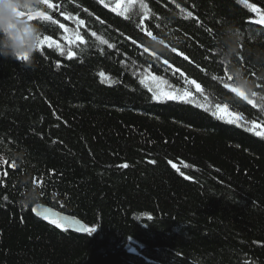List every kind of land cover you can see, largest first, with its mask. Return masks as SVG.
Returning a JSON list of instances; mask_svg holds the SVG:
<instances>
[{"label": "trees", "instance_id": "obj_1", "mask_svg": "<svg viewBox=\"0 0 264 264\" xmlns=\"http://www.w3.org/2000/svg\"><path fill=\"white\" fill-rule=\"evenodd\" d=\"M52 2L40 10L69 32L35 22L64 54L46 42L31 66L0 58V264H264V110L231 91L264 105L256 14L237 0H144L137 27L139 9ZM76 31L83 44L64 39ZM149 74L191 102L154 99ZM40 204L96 231L58 228Z\"/></svg>", "mask_w": 264, "mask_h": 264}, {"label": "snow or ice", "instance_id": "obj_2", "mask_svg": "<svg viewBox=\"0 0 264 264\" xmlns=\"http://www.w3.org/2000/svg\"><path fill=\"white\" fill-rule=\"evenodd\" d=\"M99 2L101 4H103L105 8L109 7V4L105 3V0H99ZM237 3L242 4L250 12L256 14L255 18H253L249 21L250 23H254V24L264 26V10H261L255 4L250 3L249 0H237ZM41 4H43L49 10L59 7L58 5L54 4L52 2V0H41ZM177 7H179V5H177ZM136 9L141 10L143 13L141 20L137 24V27H141V25L144 23V20H146L149 17V15L151 14V10L148 8V5H147V3L144 2V0H116L115 6L111 10L113 12H116L118 15L123 16L125 19H130L131 14H135ZM85 11H87V9H85ZM181 11L183 12L184 9H181ZM62 14L65 16V19L77 20L78 25H84V23H85L84 20L79 19L78 17H73L68 13H62ZM21 15H25V14L21 13ZM190 17H192V13L187 12L185 18L187 19ZM27 19L29 21L36 20V21H40V22H47V23H50L52 25L58 24V21L56 19H54V17L51 14H49L48 12H45L43 10H37L34 14H28ZM58 27L60 29H63L66 34L69 32V29L63 23H59ZM141 30H143V28H141ZM91 35L96 36V33L92 32ZM148 35L151 36L152 33L148 32ZM64 39L67 40L69 44H73L77 41L81 44H83L85 42L84 37L80 35L79 31H76L75 33H73L72 38H69L66 35L64 37ZM97 39L100 41L101 44H105L109 48L115 47V45L109 44V42L105 39H101L100 37H97ZM46 42H47V47H52V45L54 44L56 50L59 51L62 55L64 54L63 46L59 42L54 41L52 39V37L49 35H42L39 38V44H38L39 50H45ZM133 43H135V41H133ZM144 50L148 51L147 48H145ZM172 51L175 52L176 49L173 48ZM74 55H75V53H73L71 50H69V52L67 54L68 59H72ZM27 59H28L27 56L21 57L22 61H27ZM184 59L187 60L188 57L185 56ZM164 63L168 64V61L165 60ZM59 66L60 65L57 64V67H59ZM168 66H169V68L172 67L171 65H168ZM175 72H178L181 75V77L184 76V73L181 72L179 68H176ZM100 75L103 77L104 73H101ZM149 77L152 81H158L161 84H167V81H165V80H163L160 77H157L155 75L149 74ZM149 77H146L145 79H148ZM145 79H142L140 81L141 84H145ZM228 79L231 80L232 77L229 76ZM185 83L195 85L196 91L202 93L201 86L195 80H187L186 79ZM224 87L230 88L231 86L228 83H225ZM149 91L152 92L153 98L157 99V100H182V101L188 103V102H191V98H192V93L186 89L182 93H180L179 91H176V90H171V91L165 92V91H161L159 88L153 89V88L149 87ZM231 91L235 92L239 97H241L243 100H245L248 104L252 105V107L255 108V107L260 106L261 110H264V105H258L253 99L249 98V96L246 95L245 92L240 91L239 89H237L235 87H231ZM256 96H257L256 92H251V97H256ZM260 100L264 101V96L260 97ZM197 106L199 107L201 105H197ZM216 107L220 108L219 105H217ZM225 108H226V106H225ZM212 114L214 116L217 115L215 112H213ZM217 118H220V117H217ZM225 122L229 123V124L236 123L235 120H230V119L225 120ZM256 126L257 125L255 124V122H253V128H249L248 130L252 131ZM257 134L258 135H264L262 133H257ZM122 167L126 168V167H128V165L125 164V165H122ZM6 174L7 173H5V175ZM37 215H42L45 219H48L47 209H45L44 213L38 212ZM64 219H67V218H64ZM50 223L56 225V227H58V228L61 227L59 220H51ZM80 231L85 232V233H94L96 231V229L95 228H85V227L81 226Z\"/></svg>", "mask_w": 264, "mask_h": 264}, {"label": "clouds", "instance_id": "obj_3", "mask_svg": "<svg viewBox=\"0 0 264 264\" xmlns=\"http://www.w3.org/2000/svg\"><path fill=\"white\" fill-rule=\"evenodd\" d=\"M41 8V0H0V58L22 61L27 56L25 65L31 66L43 31L27 16Z\"/></svg>", "mask_w": 264, "mask_h": 264}, {"label": "water", "instance_id": "obj_4", "mask_svg": "<svg viewBox=\"0 0 264 264\" xmlns=\"http://www.w3.org/2000/svg\"><path fill=\"white\" fill-rule=\"evenodd\" d=\"M99 1V0H98ZM103 5V4H102ZM104 6V5H103ZM113 7H111L109 5L108 10L112 11ZM113 12V11H112ZM53 16V15H52ZM54 17V16H53ZM55 18V17H54ZM35 21V20H34ZM45 209H47V214H48V219L50 220H59L60 224L62 227L64 228H67V229H70V230H73V231H76V232H82L80 231V227L83 226L85 228L86 225L78 218L76 217H73V216H70V215H65V214H62L60 212H57L56 210L48 207V206H45V205H37L35 208H34V211L35 213L37 214L38 212L39 213H44ZM40 217H43L42 215H38ZM44 218V217H43ZM64 218H67V219H64Z\"/></svg>", "mask_w": 264, "mask_h": 264}, {"label": "rangeland", "instance_id": "obj_5", "mask_svg": "<svg viewBox=\"0 0 264 264\" xmlns=\"http://www.w3.org/2000/svg\"><path fill=\"white\" fill-rule=\"evenodd\" d=\"M107 3L110 5V6H112V7H114L115 6V3H116V0H107ZM102 5V4H101ZM103 6V5H102ZM103 8H105L104 6H103ZM146 77H144L143 76V79H145ZM145 83L149 86V87H151V88H153V89H157V88H159L161 91H171L170 90V87H169V85L168 84H161V83H159L158 81H152L151 79H150V77L148 78V79H145ZM224 115H225V118L226 119H230V120H232V115L230 114V113H228V112H225L224 111ZM67 229V228H66Z\"/></svg>", "mask_w": 264, "mask_h": 264}]
</instances>
